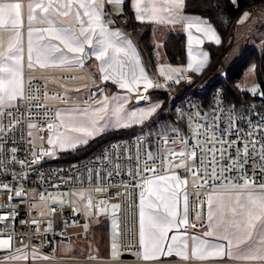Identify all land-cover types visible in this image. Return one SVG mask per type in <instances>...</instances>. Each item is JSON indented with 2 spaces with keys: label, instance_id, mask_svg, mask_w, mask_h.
Returning <instances> with one entry per match:
<instances>
[{
  "label": "snow or ice",
  "instance_id": "snow-or-ice-1",
  "mask_svg": "<svg viewBox=\"0 0 264 264\" xmlns=\"http://www.w3.org/2000/svg\"><path fill=\"white\" fill-rule=\"evenodd\" d=\"M124 2L125 0H29L27 5L29 69L33 67L34 51L36 63L41 67L70 65L82 68L85 61L90 56H94L100 62L99 70L103 74V81L111 80L121 89L130 92L134 91V86H139L141 82L145 89L152 87V81L141 66L132 41L125 38L120 31L110 30L109 25L113 22L104 19L105 5L115 6L122 11ZM230 2L236 7L239 6L238 0H230ZM131 3L139 20L185 25L189 63L183 70L169 67L168 74L163 67H160L159 74L166 79L173 78L171 73H181L186 70L199 72L205 66L208 54L199 51L193 53L194 44L200 45L204 39L214 41L217 45L221 43L220 37L206 20L198 16L182 14L185 0H131ZM22 7L20 2L0 0V117L11 115L10 110L16 106L13 102L23 98ZM249 16L250 13L245 11L237 23L244 24ZM33 20H39L41 24L47 25L37 29L44 35L38 37V40L43 42L35 45L32 39ZM193 29L201 35H194ZM254 70L253 66L249 72ZM113 102L114 106L110 108V101L105 97L103 100H93V103L98 105L95 108L57 111L58 124L49 123L47 129L63 130L56 131L54 139L48 137V144L58 145L61 149H75L78 145L88 143V138L103 133L109 126L126 129L133 124L143 123L156 112L157 108L152 106L139 112L127 113L124 103L119 102L118 98L114 97ZM204 119L206 118L201 117V121ZM215 119L214 117L212 123L196 122L194 127L189 125L191 136L196 140L191 149L188 147V141L180 136L177 129H171L174 133L171 140L168 134L164 133L165 171L170 170L167 167L170 159L186 155L193 158L197 155V151L201 159L196 168L201 171L197 175L196 171L192 170V175L194 181L199 179L202 182L199 187H204L209 179L218 180L222 168L242 169L253 155L259 161L258 170L264 171V143L258 142L264 140V120H261L260 124L253 125L248 136L245 137L242 133L234 131L231 117L228 128L217 134L219 125L215 123ZM35 127V124H29V128ZM0 131L4 129L0 127ZM228 134H234L236 138L228 140ZM177 139H179V151L170 147ZM205 154H207V164L204 161ZM138 156L139 150H137V159ZM221 157H227L230 163L222 164ZM145 158L153 164L156 162L151 152H146ZM183 166L185 165H180ZM145 171L156 173L157 169L148 166ZM172 181L175 183H170ZM187 183V179H182L174 173L148 179L136 185L143 189L139 204V243L143 249V259L156 260L162 254L171 255L175 252L184 261L196 260L211 264L227 257L243 264H264V184H257L247 172H242L239 181L223 184L207 197L209 211L205 223L200 225L205 230L201 235L188 236L187 228L190 226L195 229L197 224L190 223L187 194L184 195L183 215L180 216L177 210V190ZM194 186L197 185L194 183ZM4 188L7 189V185H4ZM100 190L97 188V191ZM145 194L149 198L154 197L148 200L147 205ZM16 195L20 193L17 192ZM80 195L83 198V194ZM40 198L45 199L43 194H40ZM87 203L91 205L90 198ZM100 203L103 204L104 201ZM113 208L118 209L119 205H113ZM195 219L200 220L199 213ZM181 226L185 229L183 238L176 234L169 236L173 230L179 231ZM84 227L87 228V225ZM8 245V239L0 240V248ZM112 247L115 250L116 245L113 244ZM12 259H27V257L14 256Z\"/></svg>",
  "mask_w": 264,
  "mask_h": 264
},
{
  "label": "built area",
  "instance_id": "built-area-1",
  "mask_svg": "<svg viewBox=\"0 0 264 264\" xmlns=\"http://www.w3.org/2000/svg\"><path fill=\"white\" fill-rule=\"evenodd\" d=\"M145 58L153 85L147 91L157 93L164 102L162 111L158 113L163 115V121L157 125L155 132L128 135L109 142L91 158L69 162L67 157L48 144L47 135H52L55 130L49 131L47 125L57 123L58 105L93 102L95 85L85 67L25 71L23 98L10 110L11 115L0 117V127L4 129L0 131V240H9L8 246L0 248V264H87L88 261L101 264L103 260L100 259L90 261L53 255L56 239L86 236L84 225L88 219L82 208L84 204L88 205L89 198L92 202L89 207L103 214L106 210L105 216L112 220L111 232L115 241L109 244L111 258L106 263L140 264L135 255L141 249L139 202L143 189L136 187L137 184L174 173L187 179L189 220L197 224L195 229H201L200 225L205 223L207 195L216 188L230 181H239L242 172H247L257 184H264V171L258 170L259 161L254 155L242 169L222 168L218 180L209 179L204 187H199L202 182L199 179L194 181L192 175V170L197 175L201 171L196 168L201 159L199 151L193 158L186 155L170 159L167 164L170 170L165 171L166 154L163 150V135L167 133L171 140L173 128L188 141L191 149L196 140L191 136L189 125L212 123L214 117L219 125L217 134L228 128L231 117L234 131L247 137L252 126L264 120V88L263 92L248 93L239 81L236 84L238 91L248 99L240 103L230 102L221 87L213 86L216 79L224 77V73L209 79L204 75L187 73L181 80H165L156 74V54H145ZM82 87L85 88L82 100L65 98V90ZM201 117L206 119L201 121ZM29 124L36 127L29 128ZM235 138L234 134L227 135L228 140ZM258 142L264 143V140ZM170 147L179 151V139ZM146 152H151L156 158L154 164L146 161ZM204 161L207 164V154ZM221 163L228 164L230 161L221 157ZM181 164L185 166L180 167ZM148 166L156 168L157 172L145 171ZM97 188L101 190L97 191ZM81 191L87 193L88 199L78 197L77 192ZM17 192L20 195H16ZM40 194L45 199L42 200ZM113 205H119V208H113L109 213ZM197 213L200 214L199 221L195 219ZM195 229L189 226L186 231ZM113 244L116 245L115 250ZM19 255L27 259H12ZM123 255L132 257L124 258Z\"/></svg>",
  "mask_w": 264,
  "mask_h": 264
},
{
  "label": "rangeland",
  "instance_id": "rangeland-1",
  "mask_svg": "<svg viewBox=\"0 0 264 264\" xmlns=\"http://www.w3.org/2000/svg\"><path fill=\"white\" fill-rule=\"evenodd\" d=\"M247 12L250 13V16L244 24H238L236 21L233 25L230 26L231 30H232L231 31V37H229L230 33L227 32L224 44L221 46V50L223 51V53L220 56V59L218 62L219 63L218 67L213 71H212V67L208 68V69L204 70L199 75H202V76L204 75L205 78L209 79V78L217 77L218 75L224 73L225 70L229 66L232 65L234 60L238 59V57L241 54L243 47H244V51L247 52V51L254 49L255 52L260 54V56H261V47L264 43V4L256 6L254 9L247 11ZM241 15L238 17V19L241 17ZM114 23L117 26L122 27V21H120L119 19H118V21H114ZM144 53H147V52H144ZM158 53H159V54H157L158 60L155 62V71L157 72V74L161 78L168 80V79H166L165 76H161L159 74L158 69L160 67L164 68L166 74L169 73V67L183 70L182 67L180 68L179 66L168 64L165 61L162 49H159ZM251 67H253V65L250 66L246 70V72L244 73V75L242 76V78L240 80V83L243 84L244 89L248 93L256 92V91L263 92L264 76H263L262 82H261L262 85H260L256 80L255 70L253 72H249V69ZM254 69H255V67H254ZM171 75L173 77H176L178 80H181L184 76V71H182L181 73H171ZM101 87H103V85ZM253 89H255V91H253ZM94 90H95V92H94L93 100L94 99L100 100V96H101L100 91H102L101 88L99 86L95 85ZM111 91H112L111 87L104 86V92H105L106 96H108V94L111 93ZM65 93H66L65 98L68 100H72V99L73 100H82L85 96V88L82 87V88H77V89H72V90H65ZM150 95H151L153 101L157 100V102L160 103L159 110L162 111V109L164 107V102L161 101L162 98L157 93L151 92ZM109 101H110L109 107L111 108L112 106H114V102L111 98L109 99ZM154 102L156 103V101H154ZM154 102L150 103V104H144L141 106H137V107H132L130 104H125L124 106H125V110L127 113H130L133 111L139 112L140 110L148 109V108L154 106V104H155ZM85 107L95 108V107H98V105L94 104L93 102H91L89 104L69 103V104L58 105L57 110L61 111V112H66L67 110H70L73 108H81L82 109ZM149 123H150V120L147 123L134 125V126H136V129L131 134H135V133H139V132H150V133L155 132L156 128L154 129L151 126H148ZM56 124H58V121ZM114 129H117V128H113V127L109 126L108 128L105 129V131L103 133L96 135L95 137L88 138V143L90 141L98 138L99 136H101L102 134H104L107 131L108 132L109 131H116ZM62 130L63 129H60V128L55 129V131L52 135H47V138L52 137L54 139L55 138V132L56 131H62ZM88 143L78 145L75 149L81 148V147L87 145ZM53 147H54V150L56 152H59L62 155L66 151L75 150L72 148L61 149V148H59L58 145L53 146ZM86 152H87V150H81L80 154L86 153ZM182 179H184V178H182ZM193 182L194 181L192 180L191 185L193 184ZM174 183H172V184H174ZM185 187L186 186H182L180 189L177 190V198L182 199V194L185 191ZM81 193L83 194V198L80 195ZM86 194L87 193L85 191L77 192L78 197L80 199H84V200L88 199ZM112 210H113V207L110 206L109 213L112 212ZM82 213L88 219V222L85 224V225H87V228L84 227L85 231H86V236L85 237H82V236L69 237L65 240L56 239L55 243H54L55 245H54L53 255L55 257L56 256L57 257H73V258L83 257L84 260L85 259L87 260V258H90V257H87V255L89 253H97L98 257L95 259L100 258V260H103L104 258L105 259L111 258V251L109 250V244L115 241V237L113 236V234L111 232L112 220L107 217V221H106L107 224L105 226L106 227L105 230L97 228L98 227L97 223H99V220L97 221V219L100 215L105 216V213H107L106 210L104 211V214H103L102 212H96L91 207H89L87 204H84L83 208H82ZM101 228H104V227H101ZM18 257H23V255H19Z\"/></svg>",
  "mask_w": 264,
  "mask_h": 264
},
{
  "label": "trees",
  "instance_id": "trees-1",
  "mask_svg": "<svg viewBox=\"0 0 264 264\" xmlns=\"http://www.w3.org/2000/svg\"><path fill=\"white\" fill-rule=\"evenodd\" d=\"M261 4H264V0H238V7L234 6L230 0H185L184 13L189 16H198L207 20L213 25L221 38V44L218 46L213 44L205 45L210 55V63L206 69L212 67L213 71L218 67L220 56L223 53L221 46L224 44L227 32L230 33L229 37H231L232 30L230 26L237 21L238 17L243 12L250 11ZM118 19H122V28L134 37L141 51L147 52L145 54L148 55L153 53L151 24L137 22L133 12L128 8L127 3H125L124 14L118 17ZM162 51L168 64L182 66L185 62L184 34L182 32L169 33L163 40ZM252 65L255 67L256 80L262 85L261 82L264 76V43L261 47V56L256 53L254 49L246 52L243 47L238 59L234 60L232 65L225 70L223 78H218L214 81L213 86L221 87L226 99L230 102L240 103L247 100L248 98L246 96L239 93L236 84L241 80L246 70ZM146 67L149 71L147 63ZM150 92L155 93L153 91ZM159 111V109L156 111L155 117L150 119L148 125L154 129L163 121V115H159ZM135 129L136 126H132L127 129L105 132L98 138L90 141L87 145L73 151H66L63 155L67 157L68 162L91 158L109 142L131 135ZM81 150H87V152L80 154ZM98 220L99 223H97V228L105 230L107 217L100 215L97 221Z\"/></svg>",
  "mask_w": 264,
  "mask_h": 264
},
{
  "label": "crops",
  "instance_id": "crops-1",
  "mask_svg": "<svg viewBox=\"0 0 264 264\" xmlns=\"http://www.w3.org/2000/svg\"><path fill=\"white\" fill-rule=\"evenodd\" d=\"M9 2H20L22 4V6H23L22 7V21H23V26L21 28V32H22V43H23V48H24L23 61H22V63H23V77H24L25 71L32 70V69H34V70H40V69H71V70H76L77 67H73V66H70V65H66V66H47V67H41L38 63H36V54H35V51L33 52V67L31 69H29V67H28V59H27V45H28V34H27L28 33L27 5L29 3V0L9 1ZM125 3H127L128 8L133 12L134 18H135V20L137 22H139V23H149V24L152 25L151 37H152V42H153V52L156 54V60L154 61V64L158 60V58H157L158 57L157 54H159L158 53V50L159 49H162V43H163L164 38L169 33H171V32H182L184 34V37H185V62H184V64L182 66H179V67L180 68L182 67L183 69H186L187 68V64L189 63V52H188V47H187V32L185 31V25L183 23H179V24L162 23L161 24V23H155L153 21H149V20H146V19L145 20H139V19L136 18V13H135L134 8L132 7L131 0H125L124 4L122 5V11H120L119 9H117L115 6L105 5V8H104L105 17H104V19L106 21L107 20H110V21L113 22V23H111L109 25L110 30H112V31H120L124 35L125 38L130 39L132 41L133 47L136 49V52H137V54H138V56L140 58L141 66L144 67L148 78L151 80V76L152 75L147 70V67H146L147 61H146V58H145V53L143 51H141V49L139 48V46H138L136 40L134 39V37H132L122 27L117 26L114 23V19L113 18H117L118 19V17H121L124 14V12H125ZM182 14L185 15V16H189V15H186L184 13V10H182ZM161 15H167V13H161ZM203 20H205V19H203ZM72 23H73V26H74V22H72ZM32 27H33V36H32V39H33L34 45L36 43H42L43 41H39L38 40V37L44 35V33L37 31V29L47 27V25L41 24L39 22V20H33L32 21ZM212 27H213V25H212ZM213 29L215 30L214 27H213ZM216 33H217V31H216ZM193 34L194 35H198V36L201 35L200 33H196L195 32V29H193ZM217 35L219 36L218 33H217ZM206 44H213L215 46H218L214 41H210V40H207V39H204L203 43L200 44V45H195L194 44L193 45V53H195L197 51L207 53L208 54V61L205 64V66L202 69H200L199 72L192 71V70H186V71H184V75L187 74V73L193 74V75H199L204 70H206V68L208 67V65L210 63V55H209V52L207 51V49L205 48V45ZM99 63L100 62L97 61L94 56H90L85 61L84 67L87 70L89 79L91 80L92 84L99 86L101 88V90H102V91H100V93H101L100 100L101 99L103 100L105 97H107L108 99L111 98L113 100V98L115 97V98H118L119 102H123L124 105L125 104H130L132 107H137V106H141V105H144V104H150V103H153L154 101H156V103L154 102L155 103L154 106H157L156 111L159 109L160 103L157 102V100H154L153 101V99H152V97L150 95L151 92L150 91H147V89L144 88L143 82H141V84L139 86H134L135 87V90L130 92V91L126 90V89H121L117 84L113 83L111 80H109L107 82L103 81L102 80V75L103 74L99 70ZM127 70L128 69L126 68L125 71H127ZM156 74H157V72H156ZM137 75H139V70L138 69H137ZM173 79H177V78L176 77H173L172 79H168V80H173ZM102 85H103V87H101ZM104 86H109V87L112 88V91H111V93L108 94V96H106V94L104 92ZM23 89H24V79H23ZM94 92H95V90H94ZM19 100H20V98H18L13 103L16 105L19 102ZM155 113H153L151 115V117H149L143 123H147L152 117L155 116ZM143 123H140V124H143ZM134 125H138V124H133L132 126H134ZM114 130H120V129H114ZM167 175H172V174H167ZM155 178H157V177H155ZM155 178H153V179H155ZM170 183H174V181H172ZM217 189L218 188H216V190ZM213 192L214 191H212L210 193H213ZM185 194H186V187H185L184 193L182 194V199L181 198L180 199L177 198V200H178L177 210H178V213H179L180 216H182L183 213H184V195ZM208 195H207V197H208ZM144 198H145V204L146 205H147V202H148L149 199H154V197L149 198V197H147V195H145ZM213 203L215 204V200L213 201ZM139 204H140V202H139ZM208 211H209V207H208V204H207V213H208ZM188 216H189V213H188ZM204 230H205V228L202 227L201 229H195L193 231H190V232L186 231V232H187V235L188 236H191V235H201V233ZM184 233H185L184 227L181 226V228L179 229V231L173 230V232H170L169 233V236H171L173 234H176V235L181 236L183 238ZM213 242H222V241H213ZM189 244H190V242H189ZM233 251H235V249H233ZM135 257L138 259V261H139L140 264H187V263H192V264H209V262H200V261H196V260L184 261L180 257H178L175 254V252H173L171 255L162 254L156 260L146 261V260L143 259V249L142 248L136 254ZM59 258H73V257H59ZM76 259H83V257H76ZM87 260H90L91 261V260H96V259L95 258H87ZM106 260H108V259H105L104 258L103 259V262L101 264H108V263H106ZM87 264H93V263H91V262L88 261ZM211 264H243V262L234 261V260H232L230 258L225 257V259L211 262Z\"/></svg>",
  "mask_w": 264,
  "mask_h": 264
},
{
  "label": "water",
  "instance_id": "water-1",
  "mask_svg": "<svg viewBox=\"0 0 264 264\" xmlns=\"http://www.w3.org/2000/svg\"><path fill=\"white\" fill-rule=\"evenodd\" d=\"M90 258H97L98 254L97 253H89ZM124 258H131L132 256L130 255H123Z\"/></svg>",
  "mask_w": 264,
  "mask_h": 264
}]
</instances>
